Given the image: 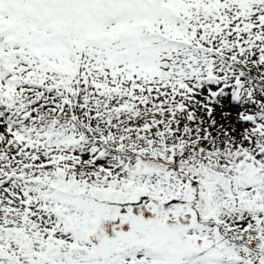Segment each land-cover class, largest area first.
Returning <instances> with one entry per match:
<instances>
[{
  "label": "snow or ice",
  "instance_id": "obj_1",
  "mask_svg": "<svg viewBox=\"0 0 264 264\" xmlns=\"http://www.w3.org/2000/svg\"><path fill=\"white\" fill-rule=\"evenodd\" d=\"M0 264H264V0H0Z\"/></svg>",
  "mask_w": 264,
  "mask_h": 264
}]
</instances>
